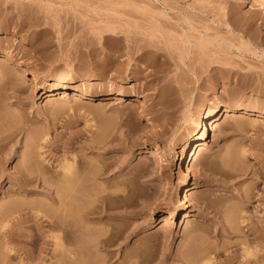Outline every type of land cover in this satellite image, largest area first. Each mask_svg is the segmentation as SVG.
I'll use <instances>...</instances> for the list:
<instances>
[{
  "label": "rangeland",
  "instance_id": "1",
  "mask_svg": "<svg viewBox=\"0 0 264 264\" xmlns=\"http://www.w3.org/2000/svg\"><path fill=\"white\" fill-rule=\"evenodd\" d=\"M0 41V69L13 71L12 54L40 75L15 76L32 85L21 98L0 83V133L16 132L0 143V264L40 255L57 264L62 254L63 264L94 254L115 264H264V117L240 114H264V0H0ZM63 84L98 100H49ZM133 91L146 104L129 103ZM213 108L222 112L188 164L184 148ZM173 139L168 154L147 152ZM40 149L48 172L26 197L43 222L15 225L28 211L2 219V208L24 196L17 165ZM36 156L26 163L41 170ZM188 184L191 210L171 218ZM62 196L72 207H60ZM16 232L34 236L7 237Z\"/></svg>",
  "mask_w": 264,
  "mask_h": 264
},
{
  "label": "bare ground",
  "instance_id": "2",
  "mask_svg": "<svg viewBox=\"0 0 264 264\" xmlns=\"http://www.w3.org/2000/svg\"><path fill=\"white\" fill-rule=\"evenodd\" d=\"M1 42V41H0ZM1 44V43H0ZM2 53V47H1V45H0V54ZM8 61V62H7ZM7 63H10V62H13V61H15L16 63V65H15V68L13 69V71H11V70H8V68H6L7 66H5L4 68H2V69H0V83H2L3 85H5L6 87H8L7 89H10L9 91H12V93H14L17 97H19V98H21V95L25 92V91H27V90H30V88H32V85H26V84H24V83H22V81H21V83H19V82H17L16 80H15V76L21 71V73H24L25 74V76L27 75V76H31V81H35V80H38L39 79V74H38V72L37 71H35L34 69H29L28 67H26V65L25 64H23V63H21L20 61H17V59L12 55V54H10L9 55V57H8V59H7ZM5 62V63H6ZM3 64L1 63V66H2ZM9 66V65H8ZM17 79V78H16ZM19 81V80H18ZM68 85L67 84H63L61 87H59V89H52V90H50L49 91V95H48V97H49V100H51V99H53V98H51V96H53V95H55L56 93L57 94H64V95H66V94H68L67 92H68ZM63 95V96H64ZM68 95H70V97H80V98H83V99H87V100H98V96L99 95H93V94H91V93H89V92H87V91H83V90H81V89H79L78 87L77 88H75V89H73V91H71V93H69ZM101 96H104V95H101ZM114 96V95H113ZM139 93L137 92V91H133L132 92V94L130 95V102L129 103H131V104H133L134 102H138L140 105H143V104H146V102L144 101V100H142V99H140L139 98ZM104 98V97H103ZM114 98H120L121 100H123V93H117V94H115V96H114ZM100 99V98H99ZM104 100V99H103ZM238 110V109H237ZM236 111V108L235 107H230V106H227V107H225V109L223 110V114L221 115V116H224L225 118H229L230 116H232L233 114H234V112ZM220 112H222V109L221 110H218L217 108H213V109H210L209 111H207V112H205V113H203V115H202V117H201V120H200V124H199V130L197 131V133L194 135V137L189 141V143L187 144V146H185V148H184V152H183V159L185 160V162H187L188 164H192V162L194 161V159H195V157H196V155H197V153L198 152H200V151H202V150H204L205 149V147H206V140H207V137H208V135H209V133H210V130H211V126H212V122H213V120L214 119H216L218 116H219V114H220ZM241 113L240 114H249V115H253V116H256V117H264V114L262 113V111H259V110H253V109H250V108H248V107H242L241 108V111H240ZM146 118H147V120L150 122H152V117H150L149 115H146L145 116ZM17 120V119H16ZM13 122V121H12ZM151 122H150V124H151ZM19 123V122H18ZM9 125H10V123H9ZM14 125V124H13ZM17 125V124H16ZM16 125H14L13 127H15ZM8 126V125H7ZM12 126V125H11ZM10 126V127H11ZM18 126V125H17ZM20 126V125H19ZM18 126V127H19ZM8 129V128H7ZM12 129V128H11ZM11 129H9V130H11ZM18 129V128H17ZM8 130V131H9ZM13 130H14V128H13ZM5 131V130H4ZM15 131H16V129H15ZM6 132V131H5ZM14 132V131H13ZM13 132H11V133H13ZM2 133V132H1ZM0 133V143H1V141H4V140H6V138L8 137V138H10V137H13L12 135H14L16 132H14L12 135H10V136H8L7 134H5V133H2L1 134ZM7 138V139H8ZM38 141H39V139H37ZM37 140L35 139V141H36V143H37ZM31 143H34V141L33 142H31ZM36 143H35V145H36ZM178 143V142H177ZM38 145H39V143H37ZM176 143H175V140L173 139V140H171V141H169V143L168 144H165V145H162L160 142H155L154 144H153V146L151 147V149H148V151L147 152H149V153H151V154H162V155H165V154H168L170 151H171V147H172V145H175ZM1 145V144H0ZM34 145V146H35ZM33 146V147H34ZM42 146V145H41ZM1 147H3V145H1L0 146V148ZM30 147V146H29ZM32 147V148H33ZM47 147V146H46ZM31 148V147H30ZM30 148H28V149H30ZM37 149H38V147H36ZM49 148V147H48ZM34 149V148H33ZM41 150V149H40ZM40 150H39V152H37L38 150H35V153H34V156H36V154H38V156H36V158L37 157H39L40 156V158H41V160L39 161V163H41L40 165L41 166H39V167H41V170L40 169H32V165H31V161H32V159H33V157L34 156H32V159L30 158L29 159V157L26 159V157L24 158V160H26V161H24L25 162V164L26 165H28L29 166V164H27V163H29V161L31 162L30 163V168L28 167V166H26V168H23V169H21V167L19 168L18 167V165H17V168L16 169H18V172L17 173H19L20 174V177H22L23 178V180H22V182H21V185H20V189H21V191L23 190L24 192V196L22 197L21 196V198L19 197V199H16V197H12L11 199V201H8L9 203H7V207L3 210V208H2V211H3V218L2 219H4V218H7L8 216H11L13 213H17V212H22L23 213V211H28L29 212V214H28V212L26 213L27 215H29V217H25V218H18L17 217V219L16 220H14L13 221V223H15V225H19V224H26V223H29V222H33V223H36V225H38V226H40V223L41 222H43V220L41 221V219H43L44 217H42L43 215H41L40 213H39V208L37 209V207L35 206V204H34V202L32 203V201L30 202V200L28 201V199H30V198H28V197H26V196H28L27 194H29L30 192H33V190H31L30 188H28V187H30V185L29 184H31L35 179V177H34V175L36 176H38V174H39V172H43V174L45 173V172H48L47 171V169H45V167L46 166H44V163H45V165H46V162H47V157H45L46 156V152L47 151H45L44 152V150H43V153L42 152H40ZM41 150V151H42ZM46 150V149H45ZM34 151V150H33ZM32 151V152H33ZM37 152V153H36ZM29 154V153H28ZM27 155V154H26ZM40 158H38V160L40 159ZM34 159H35V157H34ZM23 160V159H22ZM29 160V161H28ZM35 160H37V159H35ZM34 161V160H33ZM22 163H23V161H21ZM20 162V163H21ZM27 162V163H26ZM21 163V164H22ZM34 163V162H33ZM36 163H37V161H36ZM20 166H22V165H20ZM23 166H24V164H23ZM44 166V167H43ZM65 166V165H64ZM71 166V165H70ZM70 166H65L63 169H64V173H63V175L67 172V174H68V172H69V167ZM42 167H43V169H42ZM37 168H38V166H37ZM45 170V171H44ZM70 172H71V170H70ZM69 172V173H70ZM56 173V172H55ZM59 173H61V172H59ZM46 174V173H45ZM51 174V173H50ZM49 174V175H50ZM58 174V173H57ZM40 175H41V173H40ZM48 175V174H47ZM1 176H2V174H1ZM54 176V175H53ZM34 177V178H33ZM38 178V177H37ZM45 178V177H44ZM43 177H42V179H44ZM46 181H47V179H45ZM44 180V181H45ZM37 181V180H36ZM49 182V181H48ZM51 184V183H50ZM50 184H49V186H50ZM19 185V184H18ZM36 186V185H35ZM43 186V185H42ZM36 188V187H35ZM44 188H46V187H44ZM186 192H185V194H182L181 195V197L179 198V200H178V204H177V206L176 207H173V208H170V209H167L168 211V213L170 214V217L171 218H173V217H177L179 214H186V213H188L190 210H191V205H192V201H193V198H194V194H193V189H194V187H192V185L191 184H188L186 187ZM19 190V189H18ZM45 190H48L47 188L45 189ZM20 192V191H19ZM46 193H47V191H46ZM20 194V193H19ZM21 194H22V192H21ZM43 194V193H42ZM71 194V193H70ZM16 195V194H15ZM48 195V194H47ZM74 195V194H73ZM18 196V195H17ZM70 196H72V195H70ZM59 197V196H58ZM63 197V196H62ZM61 197V199H59V198H57L56 199V201H57V203H59L60 204V207H63V209L65 210L66 208H67V206L68 205H70V203H71V205H70V207H72V205H73V202H71V201H73L72 200V198L73 197H69L68 196V198H70L69 199V201H68V198H66V196H65V198L63 197L62 198ZM15 198V199H14ZM96 198V197H95ZM34 199V198H33ZM66 199H67V201H66ZM74 199V198H73ZM34 201V200H33ZM74 201H75V199H74ZM33 204V205H32ZM45 205V204H44ZM40 206V205H39ZM5 207V206H4ZM36 207V208H35ZM45 208V207H44ZM69 208V207H68ZM84 208V207H83ZM82 208V209H83ZM85 208H87V207H85ZM89 208V207H88ZM169 208V207H168ZM41 209V208H40ZM43 209V208H42ZM69 210H70V208H69ZM90 210V209H89ZM79 212H80V210H79ZM84 212H88L87 211V209H85V211ZM82 213H83V211H82ZM81 214V213H80ZM18 215H20V214H18ZM41 215V216H40ZM46 214L44 213V216H45ZM15 216V215H14ZM47 216V215H46ZM45 216V217H46ZM82 216H83V214H82ZM12 217V216H11ZM11 217H8L7 219H11ZM85 218V217H84ZM15 219V218H14ZM12 220H13V218H12ZM47 220V219H46ZM6 222H7V220H5ZM10 221V220H9ZM41 221V222H40ZM87 221V220H86ZM248 221V220H247ZM4 222V221H3ZM8 223V222H7ZM12 222H11V224H13ZM0 224H2V222L0 223ZM59 224V223H58ZM4 225V224H3ZM8 225V224H7ZM3 227H6V226H3ZM11 232V231H10ZM19 232H16V234L14 233H9V236H7V237H10V238H14L15 237V239L16 240H18L17 239V237L18 238H21V237H23V238H32L33 236H31L30 234H18ZM31 233V232H30ZM42 233V232H41ZM44 233V232H43ZM5 234V233H4ZM16 235V236H15ZM42 235V234H41ZM46 236V235H45ZM36 237V236H35ZM40 237V236H39ZM44 237V236H43ZM60 238H61V236H59ZM58 237V238H59ZM246 237H247V235H246ZM26 238V239H27ZM59 238V239H60ZM75 238V237H74ZM248 238V237H247ZM9 239V238H8ZM81 239H82V237H81ZM24 240V239H23ZM249 241V240H248ZM246 242V241H245ZM247 243V242H246ZM248 246H249V244H248ZM248 248V247H247ZM253 250V249H252ZM254 251H252V253H253ZM252 253H251V250L250 249H248L247 250V255L250 257V256H252ZM57 255V258H58V255L59 254H56ZM101 255V254H100ZM99 254H94V256H92V257H90L89 255V257H88V259H85V258H87V256L85 257V258H83L82 257V259H78V258H76V259H74V258H72V259H70V260H68L71 264H104L105 262H106V264H115V261H114V256H112V255H107V257H104V258H102L101 256H100ZM61 258L64 256L63 254L62 255H59ZM76 256H78V255H76ZM80 256V255H79ZM105 256V255H104ZM59 257V258H60ZM8 258L11 260V259H13V258H16V255L15 254H8ZM56 258V259H57ZM58 258V259H59ZM59 259L58 260V262H57V260H56V263L57 264H63L64 262H62V260H63V258L62 259ZM251 258H253V257H251ZM67 259V258H66ZM65 259V260H66ZM107 259V260H106ZM27 260V259H26ZM104 260V261H103ZM257 261H258V259H257ZM21 262H22V264H44L45 262H46V259H45V257L44 256H39L38 258H37V260L36 261H34L33 259H31V260H27V261H22L21 260ZM248 262L249 263H253V260H251L250 258L248 259ZM243 263V262H242ZM66 264H67V262H66ZM244 264V263H243Z\"/></svg>",
  "mask_w": 264,
  "mask_h": 264
}]
</instances>
